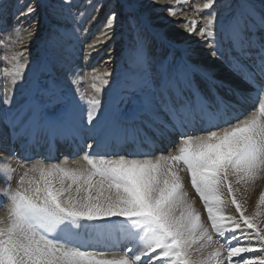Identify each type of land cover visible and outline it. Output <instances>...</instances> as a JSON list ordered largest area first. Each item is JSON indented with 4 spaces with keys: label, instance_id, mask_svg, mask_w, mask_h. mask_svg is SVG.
I'll use <instances>...</instances> for the list:
<instances>
[{
    "label": "snow or ice",
    "instance_id": "obj_1",
    "mask_svg": "<svg viewBox=\"0 0 264 264\" xmlns=\"http://www.w3.org/2000/svg\"><path fill=\"white\" fill-rule=\"evenodd\" d=\"M137 3L93 5L104 11L99 43H124L121 68L94 76L87 100L70 50L37 57L30 67L25 48L12 56L11 69L3 68L12 91L0 95V126L14 144L0 160V264H264V218L247 215L238 195L264 179V0H206L193 4L197 18L176 25L203 42L247 93L192 63L191 49L178 58L161 55L176 41L163 30L147 34ZM73 6L74 0L52 6L54 18L74 25L52 29L79 40L83 13ZM6 10L0 0V18ZM161 10L180 15L176 6ZM37 11L29 2L16 19ZM121 16L127 30L118 33ZM19 27L0 35V44ZM23 31L30 41L34 33ZM113 46L105 63L114 59ZM95 50L96 43H87L84 58ZM253 96L257 107L240 113L238 105ZM173 136L178 139L167 143ZM38 137L68 141L73 154L29 155ZM13 159L24 169L15 188ZM186 180L208 226L188 198ZM229 206L235 214H226Z\"/></svg>",
    "mask_w": 264,
    "mask_h": 264
},
{
    "label": "bare ground",
    "instance_id": "obj_2",
    "mask_svg": "<svg viewBox=\"0 0 264 264\" xmlns=\"http://www.w3.org/2000/svg\"><path fill=\"white\" fill-rule=\"evenodd\" d=\"M195 2L194 3L196 5H199V6H202L203 5L202 3H204L203 0H197ZM192 3H193L192 0H191V2H189V0H182L181 4H179V5L184 6V10H181L180 11V9H177V11L180 14H183L184 13V19H195V18H197L195 16V14L192 12V6H190ZM146 4H147V2H146ZM168 6H177L176 5V0H159V2L156 3V4H154L153 5V8H152V11H157V14L155 15V17L152 20L154 22L153 24L155 25L154 27H155L156 30H163V31L166 32L167 31L166 27H168L170 25H173V28H175V29H173L170 32V34L173 35V36H176V38H175L176 47L175 48H172V49H169L167 46H164V49L165 50L163 52L168 51V52H171L172 54H174V53H181L180 56H182L184 54V49H191V50H193L194 47L198 46L197 49H194L197 53H194L193 52V54H191V55L188 56L189 59L198 60V62L196 64H202L206 68L213 69L214 71H216L217 77L218 78H221V79L223 78V80L225 81L226 84H231V85H233L235 87H238L241 91H244L245 92V89H248V86L246 84H244L241 80H239L236 77L226 78V76L229 75V74H227L225 70L218 68L219 62L216 61L213 57H210V53H208L209 52V49L207 47L203 46V42H198L197 41V38L195 36H191V37L188 36V34L186 32H184L181 27H177L176 26V25H178L180 23V21L184 20L183 18H181L180 16L175 17V18L170 17L168 15V12L167 11H162L161 10V9H164V8H166ZM219 12H220L221 16H223L225 14V8H224L223 4L221 5ZM15 14H16V12H14V11L11 12V10H9L8 13L6 12L5 15L2 16V18H4V17L6 18L5 21H4L5 22V25L3 27V28H6L5 30H8L9 29L8 28V25H9L8 24V21L10 20L9 18H11V19L15 18L16 19V15ZM201 15H205V13L204 12H201ZM190 16H193V17L190 18ZM90 19H91V17H88L87 20H90ZM25 20H26V17H21L19 20L16 19V22L17 21L18 22H22V21H25ZM97 20H99L98 19V16H95V19L90 20L89 27H92V28L90 29V32H89L90 35H89V37H87V38L94 37L95 35L98 34V38L96 37L91 42V43H96L97 44V50L93 51L92 54H91V56L88 59H85L84 58L85 55L87 54V53H85L84 56H83V58H82L83 60L76 59V57H75V60L73 61L74 64H75V66L78 69L79 68H82L83 69L84 67L87 68V67L93 66V65L99 66L98 68H96V71L95 72H92L91 71V72H89L90 74L88 73V75L91 76V77L89 76L90 77L89 80H91V81L88 80V83L86 82L87 85L83 86L84 88H86V90L93 89L92 88V84L94 83V80H93V77L94 76H100L105 70H107V68H103V66H102V68L100 67L101 65L99 63L98 58L100 57V58H104V59L107 60L109 53L106 51V49H108L109 46H113V43H112L111 40H107L104 43H99V41L104 40V37L101 34L102 33L101 26H99V27L98 26H95V22ZM43 21H46V19L44 18ZM159 21L160 22H163V23L160 24ZM87 22H89V21H87ZM57 23H62V25L64 26L63 27L64 29H72L73 22L70 19H67V18L62 19V20H57L56 19V21L54 22V24H57ZM20 27H22V26H20ZM11 28L12 27H10V29ZM35 30L36 29H34V28H32L30 30L28 28V31H31V32H34ZM40 34H43L42 35L43 37L41 36V39H42V38H44V35L46 33L44 31L40 30L38 33H34L33 36L31 37L30 41H29V39L27 38V32L23 31V28H17L16 32L13 33L12 35H14V37L15 36L20 37L18 40H20V42H22V43H26V44L27 43H30L28 46H25V47H32V46H36L37 45L36 43L38 41V40L34 39V36L35 35L39 36ZM60 36L61 37H64L63 42L65 43L64 40H66V37H68L67 32L66 31H63V33H61ZM60 36L57 38V40L62 41V39L60 38ZM7 41L10 42L11 44H16V49H18V47H17V41H16L15 38H8ZM52 42H53V39L51 40L49 38L48 44H50V43L52 44ZM87 42H89V40ZM74 43L77 44L76 41ZM41 46L42 45H39V47H41ZM65 46H67V45H62L60 43L58 44V49H57V54L58 55H63L64 54V51H65V48H66ZM39 47L37 48V51L40 52L41 49H39ZM72 47H74V44L73 43H72ZM117 47H119V45L118 46H115L114 48H117ZM119 49L116 52L113 51L111 53L112 56L114 57V59L110 62V64H116L115 65V70H118V69L121 68L120 56L117 55ZM160 51L162 52V50H160ZM28 52L26 53V55L29 56V60H30L29 66L31 67L32 66V63L31 62L35 61L36 58H32V54H30ZM75 53H76L75 55H78L77 52H75ZM82 53L83 52H81L79 54H82ZM11 67H12V64L10 65V68ZM81 76L83 77V81H84L85 80L84 74H82ZM7 77H8L7 78V81H6V84L8 86L7 89H11L12 90V84H11L12 77L10 75H8ZM83 81L80 83V85H82ZM80 85H79V87L81 89L82 87ZM16 88L18 90L20 88V85L18 84L16 86ZM248 90L250 91V89H248ZM81 91H82V93L84 92V90H81ZM219 92H221V94L223 96L226 95V89H219ZM14 99L16 101H20L22 99L19 91H17ZM254 99H251V101H253ZM250 104H251V109H250V111H251L253 109V103L250 102ZM239 105H238V111H239ZM247 109H248V107H245V111ZM245 111H242V114L250 113V112H245ZM175 140H177V137L176 136H173L170 139V142L175 141ZM8 144L11 145V141H8L6 144H4L5 145L4 147L9 146ZM7 158L8 157L6 156L4 160H7ZM10 162L11 161L8 160V163H10ZM185 187H186V191L188 192V198L190 200L195 201V208L200 213L201 219H202L203 223L205 224V226H207V222H206V219H205V216H204V213H203V209H202V207L199 206V203L195 199V197L193 196V193L188 189V181L187 180H186ZM262 191H264V179L258 180L246 192H243L242 195L241 194H238L240 196V199L244 203V206L246 208V214L247 215L253 216L256 213H261L262 214L261 216H258L257 219L264 218V205H261L259 208L257 207V204L259 202V196H260V193ZM226 214H235L234 207L229 206L228 209L226 210ZM261 226H264V224H262ZM225 264H227V262H225Z\"/></svg>",
    "mask_w": 264,
    "mask_h": 264
},
{
    "label": "rangeland",
    "instance_id": "obj_3",
    "mask_svg": "<svg viewBox=\"0 0 264 264\" xmlns=\"http://www.w3.org/2000/svg\"><path fill=\"white\" fill-rule=\"evenodd\" d=\"M192 1H193V3L190 6L193 7V4H195L196 3L195 1H197V0H192ZM29 2L37 4L38 5V11L36 13H34L32 16L26 17V20L22 21V22H18V21L16 22L15 18H13V19L9 18L10 20L8 19L9 20L8 21V24H9L8 28L10 29V27H13V25L19 24L20 26H22V27H19V28H23V29H25V28L28 29L29 28V30L34 28L36 30L33 33H38L40 30H42L46 34L44 35V38H42V39H41V36L43 34H40L39 36L35 35L34 39H36L38 41L36 43L37 45L36 46H32V47H25V46H28L30 43H27V44L26 43H22V42H20V40H18L20 37H17V36L14 37V35H12L10 38H15L16 39L18 49H16V44H11L10 42L7 41V39H6V41L4 43L0 44V95H3L4 89L8 88V86L6 84V81H7L8 77L5 76V74L3 72V68L9 67V69H11L10 65L11 64L13 65V63H14V61L12 60V56L15 53L27 48L28 51H29L28 53L32 54V58H36V59H37V57H40V56L58 55L57 54V49H58V44L60 43L62 45H67V46H65L66 47L65 50H68V49L70 50L73 61L75 60V57H76V59L83 60L82 58H83L84 54L86 53L87 43H91L96 37L98 38V34L95 35L94 37L87 38V37H89V35H90L89 32H90V29L92 28V27H89L90 20H92L93 17L95 18V16H98L99 20H97L95 22V26H98V27L101 26V30H103L104 11L97 12L94 9L93 5H95L97 3H104L106 5H110V4H115V3L122 2V0H74L73 13H77V11L83 13V16H80L79 19H78V24H79V27L81 29V32L77 33V36L79 37V40H76V39H74L72 37H69V36L66 37V40H64L66 44L63 42L64 37L60 36V34L63 33V31H54L52 29V25L56 21L54 16H52L53 15L52 6L53 5H58L60 3V0H5V3L7 5V10L2 14V16L5 15L6 12L8 13L9 10H11V12H13V11L17 12L18 9L24 7ZM146 2H147V4H146ZM189 2H191V0H189ZM203 2L205 3L206 1L203 0ZM149 4H150V0H139V3L136 4V7H137V9L140 12L143 13L144 25H145L147 34L151 35V33L156 30L155 27H154L155 25L153 24L154 22L152 20L155 17V15L157 14V11H152L153 5L149 6ZM141 5H143V7H141ZM176 9H180V11L184 10V6L177 5ZM116 10L120 11L119 8H117ZM219 11H220V9H219ZM204 13L206 15V11ZM125 14H126V10H125ZM179 16L184 19V13L180 14ZM88 17H91V19L87 20ZM192 17L193 16H190V18H192ZM44 18L46 19V21H43ZM5 19H6L5 17L4 18H0V35H6L7 31L9 30V29L5 30L6 28H3L4 25H5V22H4ZM87 21H89V22H87ZM162 23L163 22H160V24H162ZM29 25L31 27H29ZM73 27H74V25H72V28ZM83 28H87L88 32L87 33H83V31H82ZM166 29H167L166 33L170 37H173L175 39L176 36H173V35L170 34V32L173 29H175V28H173V25H170V26L166 27ZM116 30H117L118 33L127 30V25L124 23L123 16H121L120 23L117 25V29ZM59 36L62 39V41L57 40V38ZM49 38L51 40L53 39L52 44L51 43L48 44ZM129 38H130V36H129ZM87 39L89 40V42H87L88 41ZM75 41L77 42V44L74 43ZM72 43L74 44V47H72ZM123 43H124L123 38L117 40L116 45H114L113 47L118 46V45H119V47L115 48L116 49L115 52L120 48V46ZM39 45H42V46L39 47ZM38 47H39V49H41L40 52L37 51ZM197 47L198 46L194 47V49H197ZM194 49H193V52L197 53ZM160 50H162V52ZM164 50H165L164 47L162 49H159V53H161V55L170 54L172 57H176V58H178L181 55V53L172 54L171 52H168V51L163 52ZM75 52H77L78 55H75L76 54ZM81 52H83V53L79 54ZM64 53H65V51H64ZM208 53H210V49H209ZM5 54L8 56L7 63H5V61L3 59ZM210 57H212V56L210 55ZM98 60H99V63L101 65L100 66L101 68L103 66V68H107V70H115V65L116 64L105 63L106 59L100 58V57L98 58ZM189 60L192 63H194V64H196L198 62V60H194V59H189ZM98 67L99 66H97V65H93V66H89L87 68L84 67L83 69L82 68H79V69L77 68V70L80 72V75L84 74V76H85V80L83 81L82 85H80L82 87L81 90H84L83 95L85 97V100H87L88 98H91V96L94 94V89L86 90V88L83 87V86L87 85L88 80L91 77L90 75H88V73L91 72L92 69H96ZM26 75L30 76L31 73H26ZM229 77H230L229 75L226 76V78H229ZM219 79H221V78H219ZM89 81H91V80H89ZM8 91L11 92L12 90L8 89ZM85 107H86V105H85ZM0 128H2V126H0ZM2 156H4V155H2ZM5 157H3V159H1V160H4ZM10 161L11 162L8 163V164L11 166V168L15 169L16 165L14 164V161L13 160H10ZM0 167H2V165H0ZM23 171H24V169L21 168V172H23ZM14 185L15 186H12L13 188L16 187V183H14ZM188 189L193 193V196L198 201L199 206L202 207V209H203V205L200 202L199 197L195 194V191H194V189L191 188L189 182H188ZM0 190H2V189H0ZM203 213H204V216H205V219H206V222H207V214H206V212L204 210H203ZM207 226H208V223H207Z\"/></svg>",
    "mask_w": 264,
    "mask_h": 264
}]
</instances>
